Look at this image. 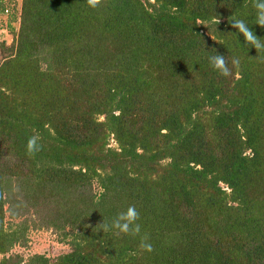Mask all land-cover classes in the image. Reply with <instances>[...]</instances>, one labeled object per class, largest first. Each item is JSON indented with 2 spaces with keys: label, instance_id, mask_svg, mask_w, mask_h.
I'll list each match as a JSON object with an SVG mask.
<instances>
[{
  "label": "trees",
  "instance_id": "16d2710c",
  "mask_svg": "<svg viewBox=\"0 0 264 264\" xmlns=\"http://www.w3.org/2000/svg\"><path fill=\"white\" fill-rule=\"evenodd\" d=\"M255 18L252 0H0V264H264V50L231 26L264 41ZM129 205L140 236L99 230ZM38 230L66 250L26 253Z\"/></svg>",
  "mask_w": 264,
  "mask_h": 264
},
{
  "label": "clouds",
  "instance_id": "9594fccd",
  "mask_svg": "<svg viewBox=\"0 0 264 264\" xmlns=\"http://www.w3.org/2000/svg\"><path fill=\"white\" fill-rule=\"evenodd\" d=\"M88 7L97 8L102 5V0H86ZM252 6L256 10L255 24L264 27V0H252ZM221 20L214 18L213 23L219 24ZM231 26L235 28L239 34H242L244 43L248 47H254L256 50H264V41L258 37L248 24L242 19H234L231 22ZM210 66L217 71L223 77H229L233 74L235 69L240 66V60L237 57H233L231 61L226 59L222 54H215L209 58ZM231 63V67H229ZM40 137L36 134L29 137L26 144V154L29 156L35 155L42 149V145L39 143ZM140 219V213L135 205H129L126 210L117 213V215L111 220V222L102 221L99 223V230L103 232L112 231L114 235H129L132 237L140 236L141 225L138 223ZM147 234L140 238V248L144 251H152V245L148 242Z\"/></svg>",
  "mask_w": 264,
  "mask_h": 264
},
{
  "label": "rangeland",
  "instance_id": "374dc122",
  "mask_svg": "<svg viewBox=\"0 0 264 264\" xmlns=\"http://www.w3.org/2000/svg\"><path fill=\"white\" fill-rule=\"evenodd\" d=\"M6 37V41H10L8 34H6ZM28 236H30L31 241L28 243L29 247H27L28 252L26 253L38 251L44 252L51 257L66 250L64 244L57 243L53 237L44 231H29Z\"/></svg>",
  "mask_w": 264,
  "mask_h": 264
}]
</instances>
